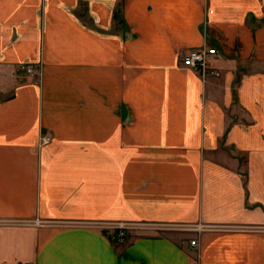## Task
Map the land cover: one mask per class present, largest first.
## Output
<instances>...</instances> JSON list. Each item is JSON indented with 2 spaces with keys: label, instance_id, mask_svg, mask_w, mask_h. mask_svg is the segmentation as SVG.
Wrapping results in <instances>:
<instances>
[{
  "label": "crops",
  "instance_id": "0c3cea01",
  "mask_svg": "<svg viewBox=\"0 0 264 264\" xmlns=\"http://www.w3.org/2000/svg\"><path fill=\"white\" fill-rule=\"evenodd\" d=\"M0 264H264V0H0Z\"/></svg>",
  "mask_w": 264,
  "mask_h": 264
},
{
  "label": "built area",
  "instance_id": "2783aa9c",
  "mask_svg": "<svg viewBox=\"0 0 264 264\" xmlns=\"http://www.w3.org/2000/svg\"><path fill=\"white\" fill-rule=\"evenodd\" d=\"M221 59L216 50L202 47L198 50L189 52L183 59L182 64L185 68L190 69L195 74H198L202 78L218 77V73L211 68V63L215 60ZM48 141L42 139V145H47ZM117 231V238L121 240L125 236V231L130 230L131 227L125 225L115 226ZM191 247L195 246V242L190 243Z\"/></svg>",
  "mask_w": 264,
  "mask_h": 264
},
{
  "label": "rangeland",
  "instance_id": "374dc122",
  "mask_svg": "<svg viewBox=\"0 0 264 264\" xmlns=\"http://www.w3.org/2000/svg\"><path fill=\"white\" fill-rule=\"evenodd\" d=\"M198 75V74H197ZM201 77V76H200ZM43 139H45V140H47L48 141V144H49V140L48 139H46V138H43ZM47 144V145H48ZM42 146H46V145H42ZM126 232V231H125ZM125 237V236H124ZM124 237L121 239V240H123L124 239ZM118 239V238H117ZM119 240V239H118Z\"/></svg>",
  "mask_w": 264,
  "mask_h": 264
}]
</instances>
